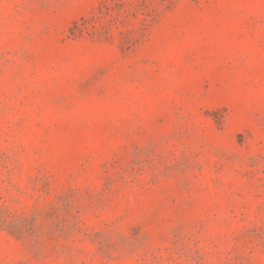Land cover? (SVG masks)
Masks as SVG:
<instances>
[{
  "label": "rangeland",
  "instance_id": "rangeland-1",
  "mask_svg": "<svg viewBox=\"0 0 264 264\" xmlns=\"http://www.w3.org/2000/svg\"><path fill=\"white\" fill-rule=\"evenodd\" d=\"M0 264H264V0H0Z\"/></svg>",
  "mask_w": 264,
  "mask_h": 264
}]
</instances>
